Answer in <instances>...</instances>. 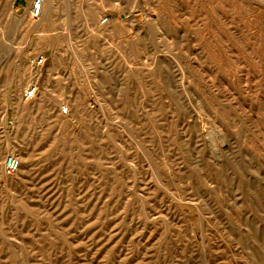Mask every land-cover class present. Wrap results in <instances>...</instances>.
Listing matches in <instances>:
<instances>
[{
	"label": "rangeland",
	"instance_id": "1",
	"mask_svg": "<svg viewBox=\"0 0 264 264\" xmlns=\"http://www.w3.org/2000/svg\"><path fill=\"white\" fill-rule=\"evenodd\" d=\"M57 1L0 0V264H264V0Z\"/></svg>",
	"mask_w": 264,
	"mask_h": 264
},
{
	"label": "bare ground",
	"instance_id": "2",
	"mask_svg": "<svg viewBox=\"0 0 264 264\" xmlns=\"http://www.w3.org/2000/svg\"><path fill=\"white\" fill-rule=\"evenodd\" d=\"M69 2H70V0H66V5H67V7L69 8ZM162 3V2H161ZM58 1L57 0H43V5H42V12H41V14H42V18H36V19H39L36 23H34L31 19L33 18H31V16H30V14H29V10H27V14L26 15H21V16H18V21L20 22V23H26L27 25H29V26H31L32 28H37L38 27V25H39V23L41 22V20L44 18V16H47V17H51V12H52V9H54L55 7H57L58 5ZM31 5V4H30ZM30 5H29V8L28 9H30ZM79 10V9H78ZM41 14H40V16H41ZM142 16V15H141ZM34 19V18H33ZM69 20H71V19H69ZM71 22V21H70ZM100 33V32H99ZM131 38V37H130ZM126 39V38H125ZM116 48V47H115ZM76 54V56H78V53L76 52L75 53ZM36 68V69H35ZM23 72L25 73V74H27L28 75V77H29V81H31L32 79H38L40 76H41V67L39 66V67H35V66H32L31 64H29L28 66H27V68H24L23 69ZM33 88H36L35 90H36V93H37V85H36V83H33V84H30V85H28V87L24 90V94H23V96H25V92H28L30 89H33ZM246 89V88H245ZM248 90V89H247ZM35 93V94H36ZM35 96V95H34ZM33 96V97H34ZM32 97V98H33ZM26 98V97H25ZM32 98H26V99H32ZM215 100V99H214ZM11 101H12V103L13 104H15L17 107H18V110H21V111H24L25 113H27V111H28V106H27V104H26V102H24V100H22V97H21V94L17 91L15 94H14V97H12L11 98ZM26 101H29V100H26ZM213 103H214V101H213ZM77 104L79 105L80 104V102L79 101H77ZM215 104V103H214ZM127 106V105H126ZM111 108V107H110ZM260 108V107H259ZM112 109V108H111ZM258 109V108H257ZM62 111V110H61ZM233 111V110H232ZM62 113H64V112H62ZM207 119V118H206ZM227 119V118H226ZM256 119V118H255ZM220 125V124H219ZM207 127V126H206ZM218 128H220V127H218ZM210 129H211V127H210ZM209 128H208V131L210 130ZM213 129V128H212ZM211 129V130H212ZM203 131V130H202ZM207 131V132H208ZM213 131V130H212ZM220 132L221 131H223V130H221V128H220V130H219ZM225 131V130H224ZM209 133V132H208ZM216 133V132H215ZM218 133V132H217ZM222 133V132H221ZM213 135V134H212ZM216 135V134H215ZM218 135V134H217ZM212 137V136H211ZM229 137V136H228ZM227 137V138H228ZM10 138V137H9ZM208 138V137H207ZM208 139H210V138H208ZM212 139V138H211ZM16 140V139H15ZM209 142V141H208ZM210 142H211V140H210ZM213 142V141H212ZM209 144V143H208ZM211 144H214V143H211ZM210 144V145H211ZM216 144V143H215ZM227 144V143H226ZM225 144V145H226ZM217 145V144H216ZM216 145H213V146H215V147H218V146H216ZM219 145V144H218ZM212 146V147H213ZM212 147H211V149H212ZM215 147H214V149H212V150H210L211 152H212V154H213V150H214V152H215V157H217V158H222V157H220L221 156V154L223 155V152L221 153V150L219 149V148H217L216 150H215ZM226 147H228V146H226ZM2 155V154H1ZM210 155V154H209ZM212 155V156H213ZM21 157V156H20ZM24 157H26V156H24ZM23 157V158H24ZM214 157V158H215ZM22 158V159H23ZM27 158V157H26ZM211 158V157H210ZM213 159V158H212ZM216 160V159H215ZM218 160H220V159H217L216 161H218ZM222 160V159H221ZM22 168V166H20L19 167V169H21ZM18 169V170H19ZM26 171V170H25ZM255 222V221H254ZM253 222V223H254ZM256 223V222H255ZM257 226V225H256ZM255 227V226H254ZM256 228V227H255ZM256 229H258V228H256ZM256 231V230H255ZM253 234V233H252ZM257 234H258V232H257ZM260 237V236H259ZM256 242V241H255ZM254 247V246H253ZM258 248H261V247H259L258 246ZM256 249V248H255ZM255 251V250H254ZM258 252H260V251H258ZM259 255V254H258Z\"/></svg>",
	"mask_w": 264,
	"mask_h": 264
},
{
	"label": "built area",
	"instance_id": "3",
	"mask_svg": "<svg viewBox=\"0 0 264 264\" xmlns=\"http://www.w3.org/2000/svg\"><path fill=\"white\" fill-rule=\"evenodd\" d=\"M42 5L43 0H31V5L29 9V14L33 18H39L40 14L42 12ZM46 62V56L44 54H38L36 56H33L30 59V63L32 66L39 67L44 65ZM36 88L30 89L28 92H25L26 98H32L36 93ZM62 112L68 113L69 107L65 106L62 109ZM20 167V160L19 158L14 154H9L4 160L3 169L6 174L12 175L18 171Z\"/></svg>",
	"mask_w": 264,
	"mask_h": 264
},
{
	"label": "crops",
	"instance_id": "4",
	"mask_svg": "<svg viewBox=\"0 0 264 264\" xmlns=\"http://www.w3.org/2000/svg\"><path fill=\"white\" fill-rule=\"evenodd\" d=\"M21 1L23 2V1H28V0H21Z\"/></svg>",
	"mask_w": 264,
	"mask_h": 264
}]
</instances>
